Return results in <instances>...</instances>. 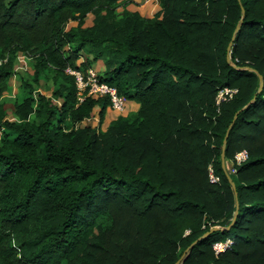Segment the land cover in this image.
Segmentation results:
<instances>
[{
    "label": "trees",
    "instance_id": "1",
    "mask_svg": "<svg viewBox=\"0 0 264 264\" xmlns=\"http://www.w3.org/2000/svg\"><path fill=\"white\" fill-rule=\"evenodd\" d=\"M130 2L0 0V98L19 53L35 67L12 117L0 102V264H264V0H159L153 16H119ZM85 49L139 103L100 131L81 121L97 106L102 122L108 99L78 102L66 71L89 67ZM224 86L237 91L217 104ZM231 122L236 195L221 161Z\"/></svg>",
    "mask_w": 264,
    "mask_h": 264
},
{
    "label": "rangeland",
    "instance_id": "2",
    "mask_svg": "<svg viewBox=\"0 0 264 264\" xmlns=\"http://www.w3.org/2000/svg\"><path fill=\"white\" fill-rule=\"evenodd\" d=\"M127 9L130 11H136L140 13L143 16H153L155 12H157L160 9L159 0H132V2L128 3L125 6H120L117 9L118 15L121 16L123 11ZM96 19V15L94 13H89L86 17V23L85 26L93 25ZM72 25H75V21H71ZM94 51H89L87 49L82 51V58L81 60H84L85 58L90 59V65L92 69H94L99 75L103 74L105 68H106V61L102 58L93 60ZM26 61V68L24 66H21V62L17 63L21 67L18 68L16 75H14L10 80L9 83L11 85V89L8 93H6L4 96L0 98V102L3 104V107L5 109V112L8 117L13 116V110H14V101L16 97L22 96L24 89L21 85V81L25 80L28 82H32L33 75L35 71L34 62L25 59ZM38 90L46 95H50L54 88V84L52 83V80L50 78V75L44 71L39 78V84L37 85ZM136 104L137 102L134 100H128L126 102L125 108L123 110H117L115 112L108 113L106 117V122L102 120L100 122L99 115H98V108H94V113L91 117L85 118L81 121L82 125H90L95 128L96 131L104 130L107 128V126L112 123L114 120H116L119 116H127L134 114L136 110ZM109 107V105L107 106ZM106 113V111H105ZM34 117V116H33ZM19 239L15 240V243H19Z\"/></svg>",
    "mask_w": 264,
    "mask_h": 264
},
{
    "label": "built area",
    "instance_id": "3",
    "mask_svg": "<svg viewBox=\"0 0 264 264\" xmlns=\"http://www.w3.org/2000/svg\"><path fill=\"white\" fill-rule=\"evenodd\" d=\"M29 60L23 53H19L17 55V63L21 62V66L23 65L26 68V60ZM16 64L14 70L17 71L18 68L21 67ZM66 71L74 76L76 88H77V99L78 102H82L87 97L93 98H107L109 101V106L116 110H123L125 108L127 99L124 95L120 94L117 87L109 84L104 81L101 76L91 67H88L86 70H82L79 68L68 67ZM237 91L236 88H231L228 86H224L218 89L216 95V103L220 104L221 102L227 100L232 97V95ZM58 103H60L57 100ZM89 118V117H88ZM248 157V152L246 149H242L234 155V158L231 160L233 164H240L245 161ZM234 170V168H231ZM209 180L212 182H217L219 180V176H217L211 167H209ZM232 240L227 238L226 240L216 241L213 245L215 252L220 253L224 251L227 247L230 246Z\"/></svg>",
    "mask_w": 264,
    "mask_h": 264
},
{
    "label": "water",
    "instance_id": "4",
    "mask_svg": "<svg viewBox=\"0 0 264 264\" xmlns=\"http://www.w3.org/2000/svg\"><path fill=\"white\" fill-rule=\"evenodd\" d=\"M241 21H242V18L238 21V23H237V25H236V27H235V29H234L232 39L234 38V35H235V33L237 32V30H238V28H239V26H240V24H241ZM231 43H232V41L228 44V47H227V51H228V53H227V56H226V60H227V62L230 63V64H232V62H231V57H230V47H231ZM256 73H257V76H258V79H259V87H258V90H259V89L262 87V84H263V77H262V75H261L259 72H256ZM236 114H237V113H235L234 117L236 116ZM231 126H232V122L229 124V126H228V128H227V130H226V133H225V135H224V138H223V142H222V151H221V161H222V167L224 168L225 173H226V176H227L229 182L231 183L232 188H233V190H234V193H235V195H236L234 182H233L232 178L230 177L228 171H227L226 168H225V161H224V149H225V144H226L227 136H228V134H229V130H230ZM237 207H238V203H237V201H236V209H235V212H234V216H235V214H236V212H237ZM233 219H234V217L232 218V221H233ZM217 228H219V227H218V226H214V227H212L210 230L217 229ZM207 234H208V232L204 233L202 236H205V235H207ZM178 261H179V260H178ZM178 261H177V262H178Z\"/></svg>",
    "mask_w": 264,
    "mask_h": 264
},
{
    "label": "crops",
    "instance_id": "5",
    "mask_svg": "<svg viewBox=\"0 0 264 264\" xmlns=\"http://www.w3.org/2000/svg\"><path fill=\"white\" fill-rule=\"evenodd\" d=\"M136 110L139 108V103L137 102V104H136ZM95 108H98L97 106H95ZM115 111H117L116 109H113V108H111L110 106L109 107H107L106 108V113H105V115H104V122H106V117H107V115H108V113H110V112H115Z\"/></svg>",
    "mask_w": 264,
    "mask_h": 264
}]
</instances>
